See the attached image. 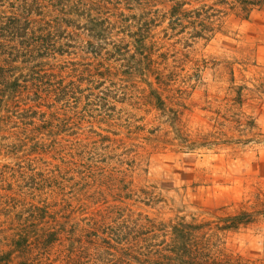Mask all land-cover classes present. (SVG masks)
<instances>
[{
	"label": "trees",
	"instance_id": "16d2710c",
	"mask_svg": "<svg viewBox=\"0 0 264 264\" xmlns=\"http://www.w3.org/2000/svg\"><path fill=\"white\" fill-rule=\"evenodd\" d=\"M262 6L264 0H0V156L15 160L18 186L32 197L28 224L44 227L28 235L29 247L61 246L64 264H254L217 245L221 233L264 215V190L250 194L252 212L240 209L215 225L151 219L131 206L156 199L128 175L135 168L124 160L128 145L116 129L130 128L119 113L130 103L161 109L172 91L165 71L168 59L176 61L174 44L208 41L227 15L247 20ZM245 128L246 142L260 143L255 124ZM173 129L187 149L205 138ZM42 194L47 200L36 201ZM41 258L20 264H44Z\"/></svg>",
	"mask_w": 264,
	"mask_h": 264
},
{
	"label": "rangeland",
	"instance_id": "374dc122",
	"mask_svg": "<svg viewBox=\"0 0 264 264\" xmlns=\"http://www.w3.org/2000/svg\"><path fill=\"white\" fill-rule=\"evenodd\" d=\"M174 46L176 61L168 59L165 71L172 72V91L161 109L130 103L119 112L130 124L116 129L128 145L124 160L135 168L128 175L156 199L150 207L131 206L163 223L185 218L215 225L240 209L252 212L250 194L264 190V6L247 20L227 15L208 41ZM251 121L260 143L246 142ZM173 128L206 140L187 149L174 141ZM20 176L15 160L0 156V264L40 255L44 264H64L61 246L29 247L28 235L44 227L27 222L32 197L22 193ZM218 244L242 263L264 264V215L221 233Z\"/></svg>",
	"mask_w": 264,
	"mask_h": 264
}]
</instances>
